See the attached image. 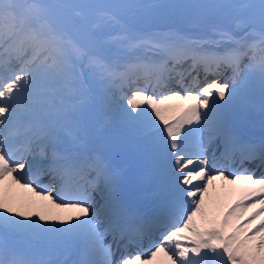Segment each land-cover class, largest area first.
Listing matches in <instances>:
<instances>
[{
    "label": "snow or ice",
    "instance_id": "obj_1",
    "mask_svg": "<svg viewBox=\"0 0 264 264\" xmlns=\"http://www.w3.org/2000/svg\"><path fill=\"white\" fill-rule=\"evenodd\" d=\"M257 88L264 0H0V264H264V171L243 167L264 137L238 123Z\"/></svg>",
    "mask_w": 264,
    "mask_h": 264
},
{
    "label": "bare ground",
    "instance_id": "obj_2",
    "mask_svg": "<svg viewBox=\"0 0 264 264\" xmlns=\"http://www.w3.org/2000/svg\"><path fill=\"white\" fill-rule=\"evenodd\" d=\"M245 63H246V61H245ZM228 75H230V72L225 74V76L222 78V81H223V79H227ZM212 78L213 77H209V79H212ZM203 82H204L203 81V77H201V83H203ZM257 90L258 89H256L255 91H257ZM243 105H246V106H254L256 108L255 111H257L258 113L262 114V116L264 115V107H262V105H264V98H262V97H260V98H253V97L247 96L245 98V100L243 101ZM240 121H242V120H240ZM260 124H264V117H263L262 121L260 122ZM206 137H207V133H205V143H207ZM217 151H219V153L217 154V157H219L220 151H222V149L217 150ZM211 153H212V148L209 147V150H208L209 159L211 158ZM126 154H128L129 156H131L133 158V160H138L137 156L135 155V153L130 148H127ZM239 159H240V157H239V155H237L234 158V162H232V163H236ZM113 163L117 167H119L121 170H124V174L122 173V176L119 179V183H120L121 186L125 187V184L127 185V183H130V182L137 183L138 176H140L141 173H138L137 171H135V169L133 168L131 162H124L123 163V162H119V161H116V160L114 161L113 160ZM210 166H211V163H210ZM243 167H246V168L255 170L257 176L260 175V172L261 171H264V169H260L259 171H257L256 164L255 163H245L243 165ZM240 168H241V165H239V166L235 165L232 170L239 171ZM229 171L226 170V175L229 174ZM127 180H129V181H127ZM50 181H51V176L46 174V176L44 178V181L41 182V183L44 184V185H48L50 183ZM55 186H57V185H55ZM102 187L103 186L101 185V188ZM227 189H228V186H224L222 184V182H220V181H217L216 182V191L218 193L221 192V191L222 192H225ZM53 194L55 195V193H53ZM238 194H239V185L236 186V192H235V194H232L231 195L232 196V199H231V196H229L226 200L220 199L219 203L220 204H223V205L230 204L232 201H234L237 198ZM220 198H222V195H220ZM257 223H258V221H257ZM109 239H111V238L109 237ZM133 250H137V249H135V248L129 249V251H133ZM69 259H72L71 254H69Z\"/></svg>",
    "mask_w": 264,
    "mask_h": 264
},
{
    "label": "rangeland",
    "instance_id": "obj_3",
    "mask_svg": "<svg viewBox=\"0 0 264 264\" xmlns=\"http://www.w3.org/2000/svg\"><path fill=\"white\" fill-rule=\"evenodd\" d=\"M171 23H173V25H178L179 24V21H172ZM258 95H259V93H257V91L256 92L254 91L253 93H251V95L249 97L259 98ZM245 108H246L245 106L242 107V109H245ZM117 142L114 143L113 145H110L109 146L111 148L112 157H116V160L120 159L122 157L121 155H123V152H124V151H121L119 149L118 145H121V144L119 142L118 143ZM134 164H138L139 170H142V165H141L140 161H139V163L135 162ZM143 183H145L147 185V188L145 190H147V191L150 192V185L145 180L143 181ZM127 190H134V191H136V193H137L136 198L138 199L141 191H144V188L139 187V188H136L135 189V186L134 185H131V186H128L127 187ZM227 192H228V190H227ZM227 192L226 191L225 192H222V191L219 192L222 195V198H220V199H222V200L225 199L226 200L230 196V195H225ZM148 198L151 199L152 197H148ZM146 203H148V202H146Z\"/></svg>",
    "mask_w": 264,
    "mask_h": 264
}]
</instances>
